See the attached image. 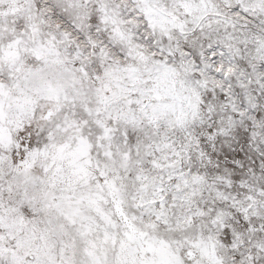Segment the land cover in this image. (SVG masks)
<instances>
[{
  "label": "snow or ice",
  "instance_id": "6c2138e0",
  "mask_svg": "<svg viewBox=\"0 0 264 264\" xmlns=\"http://www.w3.org/2000/svg\"><path fill=\"white\" fill-rule=\"evenodd\" d=\"M0 264H264V0H0Z\"/></svg>",
  "mask_w": 264,
  "mask_h": 264
}]
</instances>
